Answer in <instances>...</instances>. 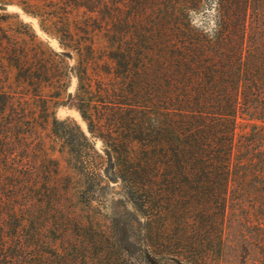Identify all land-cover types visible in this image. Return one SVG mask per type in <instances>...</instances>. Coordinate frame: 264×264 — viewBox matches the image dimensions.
Here are the masks:
<instances>
[{
    "label": "trees",
    "instance_id": "trees-1",
    "mask_svg": "<svg viewBox=\"0 0 264 264\" xmlns=\"http://www.w3.org/2000/svg\"><path fill=\"white\" fill-rule=\"evenodd\" d=\"M6 5L60 50L0 10V264H220L225 226L248 196L251 264H264L250 0ZM63 104L87 132L56 115Z\"/></svg>",
    "mask_w": 264,
    "mask_h": 264
},
{
    "label": "rangeland",
    "instance_id": "rangeland-1",
    "mask_svg": "<svg viewBox=\"0 0 264 264\" xmlns=\"http://www.w3.org/2000/svg\"><path fill=\"white\" fill-rule=\"evenodd\" d=\"M0 10L17 12L20 18H22L25 22H28L43 40L47 41L54 49L60 50L57 41L54 38L47 36L40 30L37 20L34 17L26 15L17 6L6 5L1 7ZM250 20L254 27L253 31L256 32V34H254L255 46L252 47V53L253 62L257 69V81L263 82L264 84V0H250ZM70 61L72 63V59H70ZM73 87L74 81L68 90L69 93L72 92ZM56 115L58 117H72L77 121L81 128L87 132L86 125L78 112L66 104L57 108ZM91 140L96 149L105 155L106 150L102 146L101 142L95 138H91ZM110 184L115 187L114 190L116 191V196L123 198L127 207L136 213L132 203L128 200L122 190H120L119 181L110 178ZM109 194L110 191L104 195L105 197L102 199L104 204H109L108 200L111 197V194L110 196ZM249 199V196L244 198L243 202L240 204L242 209L237 208L235 215L228 220L225 226V253L220 264H251L259 256L256 237L251 227L248 226L243 219V216L251 209V207L248 206ZM161 260V258H155L153 261L157 264L161 262Z\"/></svg>",
    "mask_w": 264,
    "mask_h": 264
}]
</instances>
